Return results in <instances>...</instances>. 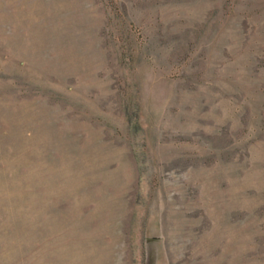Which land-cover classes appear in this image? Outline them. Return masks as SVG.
<instances>
[{"label": "rangeland", "instance_id": "obj_1", "mask_svg": "<svg viewBox=\"0 0 264 264\" xmlns=\"http://www.w3.org/2000/svg\"><path fill=\"white\" fill-rule=\"evenodd\" d=\"M0 264H264V0H0Z\"/></svg>", "mask_w": 264, "mask_h": 264}]
</instances>
